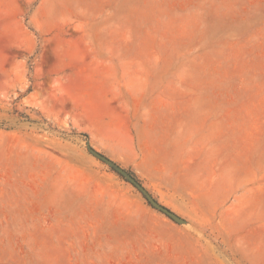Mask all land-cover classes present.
<instances>
[{
	"label": "rangeland",
	"instance_id": "1",
	"mask_svg": "<svg viewBox=\"0 0 264 264\" xmlns=\"http://www.w3.org/2000/svg\"><path fill=\"white\" fill-rule=\"evenodd\" d=\"M0 264H264V0H0Z\"/></svg>",
	"mask_w": 264,
	"mask_h": 264
},
{
	"label": "water",
	"instance_id": "2",
	"mask_svg": "<svg viewBox=\"0 0 264 264\" xmlns=\"http://www.w3.org/2000/svg\"><path fill=\"white\" fill-rule=\"evenodd\" d=\"M88 148L91 151L93 155H95L97 158L101 159L102 161L109 164L111 167H113L115 170H117L119 173H121L128 181L133 183L144 195L146 199H148L151 204L161 211L162 213L166 214L173 220H175L178 223H187L186 219L178 215L176 212L168 208L167 206L160 203L153 195L150 193V191L128 170L121 167L119 164H117L115 161H113L111 158H109L107 155L101 153L100 151H97L94 149L90 144L88 143Z\"/></svg>",
	"mask_w": 264,
	"mask_h": 264
},
{
	"label": "trees",
	"instance_id": "3",
	"mask_svg": "<svg viewBox=\"0 0 264 264\" xmlns=\"http://www.w3.org/2000/svg\"><path fill=\"white\" fill-rule=\"evenodd\" d=\"M121 174V173H120ZM122 175V174H121ZM123 176V175H122ZM135 176V175H134ZM136 177V176H135ZM137 178V177H136ZM138 179V178H137ZM139 180V179H138ZM140 181V180H139ZM147 201L151 204V202L147 199ZM152 205V204H151Z\"/></svg>",
	"mask_w": 264,
	"mask_h": 264
}]
</instances>
